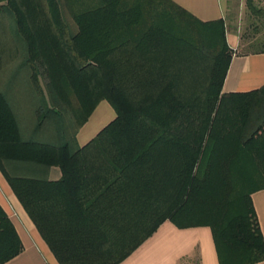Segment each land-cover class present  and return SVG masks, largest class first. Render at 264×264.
<instances>
[{
    "label": "trees",
    "instance_id": "trees-1",
    "mask_svg": "<svg viewBox=\"0 0 264 264\" xmlns=\"http://www.w3.org/2000/svg\"><path fill=\"white\" fill-rule=\"evenodd\" d=\"M247 7L242 54L264 53ZM234 53L174 0H0V172L59 264H119L166 220L211 227L219 264L264 261V85L223 92ZM102 100L116 117L79 145ZM22 248L0 205V264Z\"/></svg>",
    "mask_w": 264,
    "mask_h": 264
},
{
    "label": "crops",
    "instance_id": "crops-1",
    "mask_svg": "<svg viewBox=\"0 0 264 264\" xmlns=\"http://www.w3.org/2000/svg\"><path fill=\"white\" fill-rule=\"evenodd\" d=\"M197 18L208 21L223 18L227 21L225 0H174ZM232 48L240 44L239 36H228ZM264 85V53L236 55L226 76L223 92H244ZM116 117L110 103L102 100L89 120L79 128V145L86 144ZM61 175L51 166L48 179ZM264 234V188L252 194ZM0 205L11 219L22 243V250L3 264H59L35 225L13 194L0 172ZM219 264L213 232L209 226L180 228L170 220L163 222L129 257L119 264ZM257 264H264L261 261Z\"/></svg>",
    "mask_w": 264,
    "mask_h": 264
},
{
    "label": "rangeland",
    "instance_id": "rangeland-1",
    "mask_svg": "<svg viewBox=\"0 0 264 264\" xmlns=\"http://www.w3.org/2000/svg\"><path fill=\"white\" fill-rule=\"evenodd\" d=\"M255 1L260 5H264V0H255ZM225 5L227 9V18H228L226 21L227 39L228 36H231V34L239 36L240 44L234 49L235 51L234 56L241 55L242 54L241 44L244 41L241 39V35L246 30L252 33L254 32L251 26L249 27L250 21L252 20L250 19V12L247 7V0H225ZM263 33L264 31H261L258 33L257 36H262ZM2 49H3L1 54L2 63L6 65L9 62H11L12 52H13V45L10 38V34L5 33V36H2ZM14 61L17 62L18 59L16 58Z\"/></svg>",
    "mask_w": 264,
    "mask_h": 264
}]
</instances>
